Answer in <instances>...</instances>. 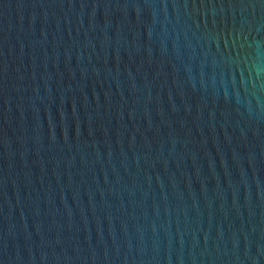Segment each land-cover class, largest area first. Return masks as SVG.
Here are the masks:
<instances>
[{
  "label": "water",
  "instance_id": "water-1",
  "mask_svg": "<svg viewBox=\"0 0 264 264\" xmlns=\"http://www.w3.org/2000/svg\"><path fill=\"white\" fill-rule=\"evenodd\" d=\"M0 264H264V0H0Z\"/></svg>",
  "mask_w": 264,
  "mask_h": 264
}]
</instances>
